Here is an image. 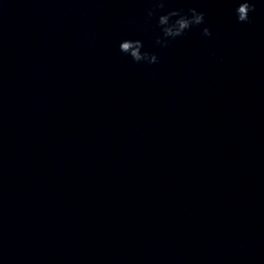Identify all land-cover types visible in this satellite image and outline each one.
<instances>
[{
	"label": "clouds",
	"instance_id": "clouds-1",
	"mask_svg": "<svg viewBox=\"0 0 264 264\" xmlns=\"http://www.w3.org/2000/svg\"><path fill=\"white\" fill-rule=\"evenodd\" d=\"M153 7L147 10V17L151 19L158 12H161L167 0H152ZM254 0H238L235 13L238 23L250 22V13L255 11ZM205 23V13L196 8H189L187 12L183 9H173L164 14H160L156 27L160 29L161 35L156 38L155 43L160 47H167L171 40L183 36L187 30ZM204 37L212 35L209 27L202 29ZM144 45L139 39H124L119 43L121 53L130 56L136 62H145L149 65L157 64L159 57L152 52L142 51Z\"/></svg>",
	"mask_w": 264,
	"mask_h": 264
}]
</instances>
